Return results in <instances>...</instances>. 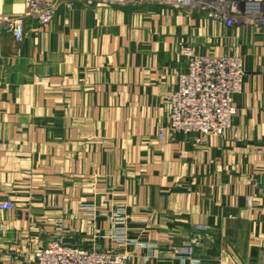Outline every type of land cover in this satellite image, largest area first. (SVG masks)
I'll use <instances>...</instances> for the list:
<instances>
[{
    "label": "crops",
    "instance_id": "0c3cea01",
    "mask_svg": "<svg viewBox=\"0 0 264 264\" xmlns=\"http://www.w3.org/2000/svg\"><path fill=\"white\" fill-rule=\"evenodd\" d=\"M26 1L0 0V202L15 206L0 211V264H32L61 225L65 243L130 264H264V26L78 3L44 27L24 18L17 44L5 20ZM186 45L242 57L239 112L223 137L159 142ZM196 238L191 258L178 251Z\"/></svg>",
    "mask_w": 264,
    "mask_h": 264
},
{
    "label": "built area",
    "instance_id": "2783aa9c",
    "mask_svg": "<svg viewBox=\"0 0 264 264\" xmlns=\"http://www.w3.org/2000/svg\"><path fill=\"white\" fill-rule=\"evenodd\" d=\"M86 7L131 5L148 8H170L196 13L204 18L222 22L231 28L239 21L255 28L264 26V1L244 0H27L23 16L5 20L17 44L25 41L24 18L36 21L37 27L50 24L62 8H73L76 4ZM4 23V19H1ZM180 55L187 59L188 70L179 76L178 87L166 99L168 122L159 126L157 140H176L180 135H197L205 142L210 137H223L234 128L239 109L237 98L243 92L245 70L243 59L237 55L199 56L190 45L180 48ZM254 187L261 185L253 178ZM261 193V192H260ZM251 200L247 198V202ZM10 201L0 202V211H13ZM115 221H124L116 213ZM123 223V222H122ZM60 237L50 239L34 253L32 264H130L133 255L115 250L100 251L65 243L67 226L61 225ZM196 229H202L197 226ZM203 229L206 230L204 227ZM117 239L134 242L122 231ZM117 240V241H119ZM197 238L191 246L178 249L189 258L194 255ZM148 264V263H147Z\"/></svg>",
    "mask_w": 264,
    "mask_h": 264
},
{
    "label": "rangeland",
    "instance_id": "374dc122",
    "mask_svg": "<svg viewBox=\"0 0 264 264\" xmlns=\"http://www.w3.org/2000/svg\"><path fill=\"white\" fill-rule=\"evenodd\" d=\"M188 70V69H187ZM187 72V71H186ZM261 192V191H260Z\"/></svg>",
    "mask_w": 264,
    "mask_h": 264
}]
</instances>
